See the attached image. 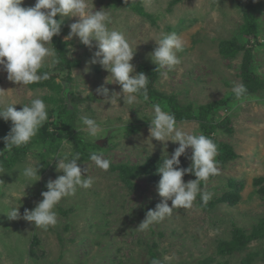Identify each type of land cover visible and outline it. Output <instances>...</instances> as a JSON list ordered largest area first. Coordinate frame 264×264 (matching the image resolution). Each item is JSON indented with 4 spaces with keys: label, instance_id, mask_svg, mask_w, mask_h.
Masks as SVG:
<instances>
[{
    "label": "rangeland",
    "instance_id": "obj_1",
    "mask_svg": "<svg viewBox=\"0 0 264 264\" xmlns=\"http://www.w3.org/2000/svg\"><path fill=\"white\" fill-rule=\"evenodd\" d=\"M124 1L133 8L118 0H88V10L110 13L109 28L123 32L136 48V72L142 65L153 68L147 101L141 95L132 105L122 99L111 102L120 86L107 83L110 73L99 63H86L96 49L77 37L65 41L68 26L78 17H66L61 34L69 68L56 57L58 63L40 69L49 72V79L35 87L9 81L0 69V107L18 103L14 107L21 110L20 104L39 97L49 117L26 145L8 150L0 139V264H150L152 258L172 254V264H264V238H256L258 227L264 226V88L248 94L251 99L243 106L235 99L204 118L177 121L185 131L203 133L218 145L220 175L200 185L212 199L205 205L198 195L192 208L174 209L149 230L138 229L146 212L162 199L157 168L164 152L170 155L178 147L171 141H147L152 105L159 103L168 111L167 100L172 99L195 115L201 107L225 101L234 94V82L246 85L247 58L250 77L264 83V0H253L257 30L247 37L240 33L245 18L236 0ZM34 4L24 0L23 6ZM172 32L183 37L185 47L178 53L182 64L165 80L149 54L157 46L155 40ZM232 39L238 47L227 57L219 51L220 44ZM48 47L54 50L53 39ZM101 85L110 90L108 97L96 92ZM81 116L108 131L100 132L94 143L83 130ZM10 127L11 121L0 119V138ZM75 152L81 154L78 166L88 167L87 175L95 182L60 201L57 224L44 230L22 218L9 219L12 207H19L21 215L33 209L47 182L63 174L52 158ZM91 152L109 159V170L97 168ZM180 160L182 167L191 164L185 156ZM36 163L41 164V179L24 191L27 181L19 173ZM193 179V174L183 177L185 182Z\"/></svg>",
    "mask_w": 264,
    "mask_h": 264
},
{
    "label": "clouds",
    "instance_id": "obj_2",
    "mask_svg": "<svg viewBox=\"0 0 264 264\" xmlns=\"http://www.w3.org/2000/svg\"><path fill=\"white\" fill-rule=\"evenodd\" d=\"M23 4L24 0H0V69L6 71L9 81L29 85L49 79L47 71L38 74L41 68L54 66L59 62L54 50L48 45L52 44L54 36L61 33L66 17H78L79 19L68 26L70 31L65 41L77 37L90 50L96 49L91 60L86 63H99L110 73L107 83L120 86L119 92H112L111 102L122 99L124 104L132 105L138 102V96L141 95L145 101L148 100L149 77L143 72H136L132 63L136 48L133 50L123 32L109 28V12L103 8L89 11L88 0H35V4L29 7ZM57 16L60 18L57 19ZM155 42L157 46L149 57L157 66L156 71L167 80L169 73L182 64L178 53L184 50L185 41L182 36L172 32L162 34ZM3 91L0 89V92ZM109 91L104 85L96 89L104 97L109 96ZM232 92L240 106L251 99L242 83L234 82ZM17 104L0 107V119L11 121L10 131L0 138L8 150L30 143L49 118L48 106L42 98H33L29 104H20L23 105L21 110L14 107ZM80 120L85 126L83 130L88 137L93 138L94 143L100 132L108 131L88 116H81ZM148 121L147 141L151 145L155 139L177 143L178 147L170 155L167 151L164 152L166 155H163L157 168L160 176L157 193L162 199L154 209L146 212L145 219L138 226L140 231L149 230L152 225L162 222L172 215L174 209L192 208L198 195L206 205L213 194L202 191L201 182L206 184L210 177L220 175L219 161L216 159L219 154L218 145L211 137L185 131L178 125L175 115L165 111L159 103L152 105ZM188 150L191 151L190 156L187 155ZM181 156L191 161L189 167L181 166ZM89 158L101 170L107 171L111 166V161L97 152H91ZM53 159L56 160L57 172L63 174L47 182V190L41 193L42 200L33 209H25L21 215L19 207H12L7 213L9 219L22 218L33 222L35 228L47 230L57 224L55 209L63 198L74 196L78 188L88 189L94 184L95 178L87 175L88 167L78 166L77 162L81 159L79 152L71 156L57 154ZM40 166V163L28 165L19 173L27 181L24 191L26 186L41 179ZM186 174H193L196 179L185 182L183 177ZM175 259L174 254L165 255L162 258H152L150 264H172Z\"/></svg>",
    "mask_w": 264,
    "mask_h": 264
},
{
    "label": "trees",
    "instance_id": "obj_3",
    "mask_svg": "<svg viewBox=\"0 0 264 264\" xmlns=\"http://www.w3.org/2000/svg\"><path fill=\"white\" fill-rule=\"evenodd\" d=\"M123 6L126 7H131L133 8L132 4H126V2L124 0H118ZM237 4L240 6V8L242 9L243 13H244V18H245V24L241 27V34L243 36H250L252 33H254L257 29L256 27V23H255V17H254V6H253V0H236ZM57 18V17H56ZM58 19V18H57ZM64 27L62 25V30L61 33L58 36H54L53 37V47H54V51H55V55L56 57L61 61L66 63V67L69 68L70 64L68 63V61H66L64 59L65 56V43L62 41L61 39V34L64 32ZM237 43V39H232L231 41L228 42H223L222 44H220V52L222 54H224L225 56L229 57V56H233L236 53V48L238 47L237 45H235ZM240 48V47H239ZM78 62H74L73 65H77ZM249 64H250V59L247 58L246 60V65L244 66V81L246 82V88L248 90V94L251 93H256V91L264 88V83L261 82L258 79L252 78L249 75ZM140 70L141 72L145 73L148 77L150 76L151 71L153 70L152 67H148L146 65H142L140 66ZM43 71H39L38 74H42ZM42 82H38V83H33V84H29L32 87L35 86H41L43 84H41ZM149 84V82H148ZM148 86V85H147ZM235 96L234 94H232L231 96H229L228 98H226L225 101L216 103V104H212V105H207L204 107H201L198 111L197 114L193 115L192 112H190V110L186 109L185 107L179 105L177 102H175L172 99L167 100V109L169 112L173 113L176 117L177 121H188L190 119L196 118V119H201L204 118L207 114L210 113V111H212L216 106H219L221 103L223 104H227L229 102H231L232 100H235ZM69 127V126H68ZM219 151V150H218ZM219 159V157H218ZM124 167H115L112 166L111 169L112 170H122ZM235 234H238V230H236ZM264 238V226L261 225L258 227L257 231H256V238ZM239 242H236V244H238ZM235 245V243L232 244V246Z\"/></svg>",
    "mask_w": 264,
    "mask_h": 264
}]
</instances>
